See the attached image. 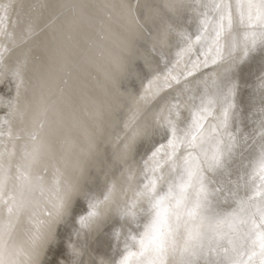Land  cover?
Masks as SVG:
<instances>
[{"label":"bare ground","instance_id":"1","mask_svg":"<svg viewBox=\"0 0 264 264\" xmlns=\"http://www.w3.org/2000/svg\"><path fill=\"white\" fill-rule=\"evenodd\" d=\"M127 2L0 0V264L66 247L65 264H113L101 237L123 246L134 221L115 264H264V113L242 117L255 65L233 87L264 0ZM158 218L160 251L141 241Z\"/></svg>","mask_w":264,"mask_h":264},{"label":"snow or ice","instance_id":"2","mask_svg":"<svg viewBox=\"0 0 264 264\" xmlns=\"http://www.w3.org/2000/svg\"><path fill=\"white\" fill-rule=\"evenodd\" d=\"M138 2H139V0H136V3H138ZM134 7H135V4L132 2V0H128V2L124 4L125 10L129 14L132 13ZM149 15L150 16H158L159 13L150 12ZM162 22H163V20H162ZM167 27L170 29L171 25L168 24ZM255 55H256V53L253 52L252 55L248 56V61H251ZM245 62H247V61L242 60L241 64H243ZM238 70H239V66H238ZM254 73H255V83H254V85L251 86L252 87V93L250 94V99H251L252 104L255 105L257 103L256 98L259 97L260 108L258 109V111L261 113H264V45H262V48H261V51L259 54L258 68L254 69ZM247 84H248V82L244 77H239L236 79L233 87H234V89L239 90L242 87V85H247ZM261 124L264 125V118L261 119ZM221 164H222V161H217V166H220ZM8 179H9V177L5 176L3 181H0V183L7 184ZM15 179L17 181L24 180L25 176L23 173H21L20 175L16 176ZM2 194L6 196L7 192H4ZM5 203L7 204L8 201H5ZM12 203L14 204L15 201L13 200ZM64 210L66 211V208ZM8 211L12 212V207H9ZM57 214L59 215V209H58ZM165 223H166V221L158 218L156 221V224L154 225L155 232L153 234H151L150 236H147V237L142 236L141 237L142 243L147 238L148 244H155L157 251L162 250L164 240L161 237L165 234L160 233L159 228L163 227ZM44 243L53 249H55L57 247L58 241H57L56 235L54 233H52L51 230H49V232L46 234L45 239H44ZM67 250L68 249L66 247V250L60 252L59 255H56V253L53 252V255L55 258L52 261V264H65L66 251ZM44 251H47V249L45 248ZM71 252H72V256H73V264H80V262L77 259H75V257L78 255V253H76L75 249H72Z\"/></svg>","mask_w":264,"mask_h":264},{"label":"water","instance_id":"3","mask_svg":"<svg viewBox=\"0 0 264 264\" xmlns=\"http://www.w3.org/2000/svg\"><path fill=\"white\" fill-rule=\"evenodd\" d=\"M187 30L189 31V34L196 33L198 30V24H195V25L192 24V25L188 26ZM255 53H256V55L251 60L250 65H248V67L246 66V68H243L241 70L240 77H244L245 79L248 78L247 72H245V70H248L251 65H255L253 70L258 68V61H259L260 52L258 53V51H256ZM257 102L259 103L258 100H257ZM257 104H255V105H257ZM252 106H253V104L251 101L248 102L247 100L242 99V109H243L242 110V117L244 119V124H246L247 121L249 123H252L251 115H250L251 110H252ZM167 193L168 192H166V191L161 192V194L158 196V198L155 200V202L153 204V210H157L161 207V202ZM261 217L264 220V213H261ZM151 222H153V218L150 219L149 223L152 224ZM139 228H140V225L138 226V223L136 221H134L130 224L126 233H124L123 237L121 238V239H123L121 241L124 244L123 246H119L118 242L116 243L117 240L114 237V233L116 232L115 229L110 228L105 232V234L101 237V242H102L101 247L103 248L102 251H104V253L108 259V263L115 264V261L118 260V258H119L120 252L123 251L124 248H126L128 245H130L135 240V237L137 235V232L139 231ZM253 239H254V246H255V243H256V246L264 245V235H263L262 231L261 232L256 231ZM256 241H258V242H256ZM208 263L209 264H217V260H216V258H212L211 260L208 261Z\"/></svg>","mask_w":264,"mask_h":264}]
</instances>
